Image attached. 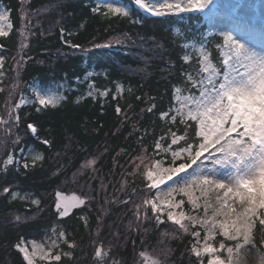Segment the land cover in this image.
<instances>
[{
    "label": "trees",
    "instance_id": "1",
    "mask_svg": "<svg viewBox=\"0 0 264 264\" xmlns=\"http://www.w3.org/2000/svg\"><path fill=\"white\" fill-rule=\"evenodd\" d=\"M119 1L131 12L128 18L108 19L93 13L91 9L96 7V0H0V5L9 10L12 25L9 35L0 37V56L4 57L0 118H8L6 102L13 97L16 99L19 93H28L32 82L41 88H55L62 83L66 96L60 106L43 112H37L34 103L25 104L17 110L20 123L13 133L0 129V161L10 150L18 153L21 147L25 155L34 151L44 157L27 171L22 167L17 171L16 165L9 166L6 172L0 169V264H23L13 245L20 238L41 241L46 234L51 235L53 226L62 227L76 245L72 259L62 258L60 264H97L93 253L95 246L101 244L110 249L105 264H113V261L137 264L141 260L137 256L139 251L156 254L154 250L164 246L171 249L166 258L161 256L165 264H196L187 251L190 236L166 239L161 245L160 232L172 231L171 226L157 228L145 223L134 230L133 203L125 205L121 201L130 198L139 202L143 183L139 177L133 183L132 176L127 177L123 188L121 182L123 173L131 170L128 162L130 156L135 155L132 149L138 147L137 136L145 129L149 132L155 129L153 135L145 136L142 141L151 153L154 138L162 135L166 128L159 113L173 102L172 86L187 87L181 73L194 72L198 67L197 53L192 49L187 50L192 59L188 63L182 60L186 50L181 45L188 39L199 42L208 31L209 19L196 12L150 16L136 8L131 0ZM24 13L29 14L31 32L35 33L27 35L24 29L27 39L21 35L22 23H27L22 22ZM61 27L65 29L64 40L79 43L91 51H73L61 39ZM117 38L123 44L112 48L91 47L93 43L102 44ZM221 42L216 34L208 36V49L217 64L222 58L215 45ZM21 56L27 60L17 72L14 66ZM90 71L94 75L85 79ZM76 77H80L79 82ZM90 80L100 90L109 89L110 94L96 100L85 96ZM117 83L124 91L122 99L114 101L111 93L115 92ZM14 84L19 85L15 96ZM137 96L143 99L137 101ZM78 97L83 98L77 102ZM117 103L126 110L131 105L128 115L138 121L140 127L136 135L128 136L130 124L121 125V117L115 112ZM149 103H155V111L141 112ZM29 122L37 126L40 139L27 130ZM174 130L183 133L182 126ZM16 136L21 140L13 145ZM41 139H49L51 145H43ZM94 156L98 157L96 171L81 170V165ZM101 181L106 191L101 190ZM3 187H10L20 195L29 194L30 199L40 201L39 207L31 205L30 201L13 200L10 194L3 193ZM57 191L87 195L90 199L87 204L72 208L69 215L61 219L55 210ZM14 215H20L22 221L14 223ZM101 215L102 223H98L97 216ZM81 217L86 218L87 224ZM130 223L132 228H129ZM145 228L148 230L144 231ZM261 235L264 232L257 222L254 238L258 249L263 248L259 243ZM215 243L219 245V238ZM63 248L68 250L66 245ZM204 264H207L206 258Z\"/></svg>",
    "mask_w": 264,
    "mask_h": 264
},
{
    "label": "snow or ice",
    "instance_id": "2",
    "mask_svg": "<svg viewBox=\"0 0 264 264\" xmlns=\"http://www.w3.org/2000/svg\"><path fill=\"white\" fill-rule=\"evenodd\" d=\"M131 2L140 11L159 17L203 12L212 0ZM240 7L236 5L233 8L235 19L233 26L228 30H214V33L205 31L199 42L188 39L181 45L186 50L182 60L188 63L192 59L187 51L192 49L197 53L198 67L194 72L181 73L187 87L180 84L172 86L173 102L167 110L159 113V119L164 122L166 128L162 130V135L154 138L151 153L142 141L145 136L153 135L155 129L152 132L145 129L137 136L138 147L132 149L135 155L130 156L128 162L131 170L123 173L124 180L121 182L123 188L127 184V177L132 176L133 183L136 177L143 183V195L139 202H133L130 198L121 201L125 205L133 203L136 220L134 230H139L145 223H152L157 228L171 226L172 231L160 232L161 245L165 244L166 239L190 236L187 251L195 258L196 264H204L205 258L207 264H241V253L249 246L256 247L254 231L257 222L264 232V46L257 49L244 38L237 12ZM91 11L108 19L128 18L131 15L126 5L111 0H101ZM8 19L9 10H0V37L9 35L4 23ZM23 21L27 23H22L21 35L27 39V35H35L31 32L28 13L22 15ZM7 27L11 28L12 25L8 24ZM24 29H27V35ZM60 33L63 42L73 51H91V48L79 43L64 40L63 27L60 28ZM212 34L218 35L222 41L215 45L222 58L219 64L213 62L208 49V36ZM121 44L123 41L117 38L102 44L93 43L91 47L112 48ZM26 60L23 56L17 60L14 66L17 72ZM3 64L4 57L0 56V78L4 77ZM93 75V72H87L85 79ZM76 81L79 82L80 77H76ZM16 87L14 84L12 90ZM29 89L33 97L31 101L26 99L22 92L15 105L6 102L8 118H0V129L7 134H12L19 126L20 117L17 110L21 105L34 103L36 111L43 112L49 108H57L66 99L62 83L55 88H41L32 82ZM0 91L4 89L0 88ZM123 91V86L117 83L115 92L111 93L112 99H122ZM128 91L131 92V88ZM109 94V89L100 90L95 82L90 80L85 96L96 100ZM82 98L78 97L77 102ZM141 99V96L136 97L137 101ZM155 109V103H149L141 112L151 114ZM130 110L131 105L127 110L119 103L115 107L117 116L121 117V125L131 126L129 137L140 132L139 122L128 115ZM7 125L10 127H5ZM178 126L183 127L182 134L174 130ZM27 130L40 139L34 123L29 122ZM20 140L21 137L16 136L12 141L13 145L18 144ZM40 143L51 145L49 139H41ZM43 159L39 152L30 151L25 155V150L21 147L19 153L11 150L8 152L0 161V169L6 172L9 166L16 165L17 171L21 167L27 171L29 168H35ZM97 161L98 157L95 156L87 159L81 165V170L90 168L95 172ZM100 188L106 191L103 181ZM2 191L10 194L13 200L18 198L21 201H30L31 205L39 207L40 201L30 199L27 193L20 195L10 187H3ZM132 191L135 193L136 189L133 188ZM89 199L87 195L73 196L71 200L62 199V193L57 191L55 210L58 218L68 216L72 208L87 204ZM107 202L105 199V203ZM81 219L87 224L86 218ZM12 220L14 223H20L22 217L14 215ZM97 222L102 223V215L97 216ZM129 228H132L131 223ZM218 237L219 245L216 246ZM259 243L264 246V235H261ZM63 245L67 246V251ZM13 247L21 255L23 264H60L62 258L72 259L76 245L74 241L69 240L62 227L58 229L53 226L51 235L46 234L43 240L25 241L20 238ZM170 251L166 246L158 251L154 250L156 254L141 250L137 253L141 258L137 264H141V261L142 264H165L161 256L166 258ZM109 253L110 249H105L102 244L96 245L93 258L97 264H105ZM260 259L261 264H264V252L260 253ZM113 264L116 262L113 261Z\"/></svg>",
    "mask_w": 264,
    "mask_h": 264
},
{
    "label": "rangeland",
    "instance_id": "3",
    "mask_svg": "<svg viewBox=\"0 0 264 264\" xmlns=\"http://www.w3.org/2000/svg\"><path fill=\"white\" fill-rule=\"evenodd\" d=\"M234 1L235 0H212V3L208 6V8H206L202 12L209 19L208 32L214 33V30L215 32H218L219 30H228L233 26L232 23H230L227 19L224 18V15L230 9L231 6L235 7L236 4H234ZM236 1H239L238 2L239 4L237 5L241 6L239 9H237V11L239 12L242 18L247 19L246 25L239 24V27L244 34V38L246 39V41L250 42L257 49H259L260 47L264 46V35L263 36L261 35V30H260L261 27L258 26L259 24L258 20H255L252 15L248 14L243 7H244V3L248 2L264 9V0H236ZM100 2L101 0H96V6ZM111 2L121 3L119 0H111ZM0 10H7V9L3 5H0ZM4 23H5V30L9 31V28L7 27V25L10 24L9 19ZM261 23L264 25L263 22ZM15 85L17 87L14 90V96L18 93L17 90L19 86L17 84ZM24 95L25 98L28 99L29 101H31L33 98L30 89L29 92L24 93ZM20 96L21 94L19 93L16 99L13 97V99L10 100L9 104L15 105L20 100ZM19 151L20 149L18 150V153ZM168 162L170 161L168 160ZM21 163H23V158H21ZM61 193H62V199H68V200H71L73 196H80L73 192H69V193L61 192ZM263 248L258 249L257 247L253 248L249 246L247 250L241 253V264H261L260 253L264 252Z\"/></svg>",
    "mask_w": 264,
    "mask_h": 264
},
{
    "label": "bare ground",
    "instance_id": "4",
    "mask_svg": "<svg viewBox=\"0 0 264 264\" xmlns=\"http://www.w3.org/2000/svg\"><path fill=\"white\" fill-rule=\"evenodd\" d=\"M243 8L247 11L248 14L252 15L255 20H258V22H259L258 26L259 27L263 26V24L261 22L264 23V9H262L258 6H255L254 4L248 3V2L244 3ZM239 21L247 22V19L240 17Z\"/></svg>",
    "mask_w": 264,
    "mask_h": 264
}]
</instances>
